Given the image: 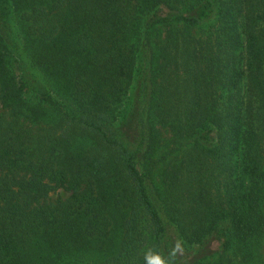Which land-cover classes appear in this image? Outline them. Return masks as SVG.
<instances>
[{
  "label": "trees",
  "instance_id": "obj_1",
  "mask_svg": "<svg viewBox=\"0 0 264 264\" xmlns=\"http://www.w3.org/2000/svg\"><path fill=\"white\" fill-rule=\"evenodd\" d=\"M0 108V264L264 253V0H0Z\"/></svg>",
  "mask_w": 264,
  "mask_h": 264
},
{
  "label": "rangeland",
  "instance_id": "obj_2",
  "mask_svg": "<svg viewBox=\"0 0 264 264\" xmlns=\"http://www.w3.org/2000/svg\"><path fill=\"white\" fill-rule=\"evenodd\" d=\"M207 27L209 28L208 25H203L201 28L207 29ZM22 56L24 59L21 57V59H23V61H21V64H23V66L25 65V68L27 69L31 77L33 79H37L38 81L39 73L34 71L27 64L25 56L24 55ZM13 63H14L13 65L17 66L18 57ZM0 113H1V108H0ZM168 137H169L168 133L163 131V136H162L163 142H162L161 148L159 149L157 153V157L159 158L161 155L169 151V148L166 147L167 140L165 139ZM169 161H170V158L159 162L151 177V183L153 187L158 188L160 191L163 186V179L165 177V173L167 172V164L169 163ZM68 196H69V193L58 189V190L52 191L49 194L48 199L49 201L53 202L61 198L66 199ZM115 239H116L115 241L107 245L106 244L102 245L100 242H96V244L91 243V245L87 247L86 249L87 251L85 250L83 252V255L85 254L88 256L87 264H102L105 259L111 257L114 253H116L118 249V245L120 243L119 235L116 236ZM262 245H263V239H259L258 241H256V243L254 244V254L252 256V259L248 262V264H264V253H263ZM143 250L144 251H143L142 257L143 258L148 257V250L146 249V246L143 247ZM144 261L145 259L143 260L142 264H144Z\"/></svg>",
  "mask_w": 264,
  "mask_h": 264
}]
</instances>
